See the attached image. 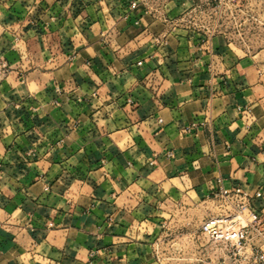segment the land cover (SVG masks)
<instances>
[{"label": "crops", "instance_id": "crops-1", "mask_svg": "<svg viewBox=\"0 0 264 264\" xmlns=\"http://www.w3.org/2000/svg\"><path fill=\"white\" fill-rule=\"evenodd\" d=\"M193 7L0 0V264H232L198 242L237 188L264 222V57Z\"/></svg>", "mask_w": 264, "mask_h": 264}, {"label": "built area", "instance_id": "built-area-1", "mask_svg": "<svg viewBox=\"0 0 264 264\" xmlns=\"http://www.w3.org/2000/svg\"><path fill=\"white\" fill-rule=\"evenodd\" d=\"M131 7L136 8L137 3ZM11 70L7 61L0 59V84L8 79ZM262 197L260 190L250 193L240 188L213 196L219 202L220 212L205 219L200 232L209 243L226 250L232 264H264V222L254 211L256 201Z\"/></svg>", "mask_w": 264, "mask_h": 264}, {"label": "rangeland", "instance_id": "rangeland-1", "mask_svg": "<svg viewBox=\"0 0 264 264\" xmlns=\"http://www.w3.org/2000/svg\"><path fill=\"white\" fill-rule=\"evenodd\" d=\"M193 11L187 16L184 25L196 29L208 28L215 33H225L239 53L264 57V0H193ZM195 219V218H194ZM195 222L184 224L180 221L172 231L175 234H200ZM169 232V233H170ZM204 249H210L207 239L199 241ZM188 253L178 264L195 263L192 255L196 252V242H178ZM193 246V247H192ZM220 249H222L220 247ZM182 254V253H181ZM209 260H205L207 262Z\"/></svg>", "mask_w": 264, "mask_h": 264}]
</instances>
